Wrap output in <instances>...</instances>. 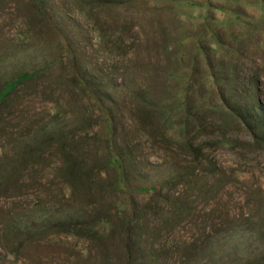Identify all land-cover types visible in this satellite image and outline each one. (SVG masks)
I'll use <instances>...</instances> for the list:
<instances>
[{"label":"rangeland","instance_id":"rangeland-1","mask_svg":"<svg viewBox=\"0 0 264 264\" xmlns=\"http://www.w3.org/2000/svg\"><path fill=\"white\" fill-rule=\"evenodd\" d=\"M23 75L0 100V264H264V0H0V91ZM109 120L138 192L93 172ZM112 205L103 234L39 224Z\"/></svg>","mask_w":264,"mask_h":264},{"label":"trees","instance_id":"trees-1","mask_svg":"<svg viewBox=\"0 0 264 264\" xmlns=\"http://www.w3.org/2000/svg\"><path fill=\"white\" fill-rule=\"evenodd\" d=\"M26 78L27 76L23 75V76H20L18 79H16L14 82L8 83L0 91V100H2L11 91H13L18 84L26 80ZM252 92L256 100L255 108L258 109L255 112H257L258 114L260 113L259 110H261L262 104L260 103V99L258 98L257 91L252 90ZM183 103L182 105H184ZM221 104H222V110L225 112L226 115L231 116V117L237 116V113H236L237 110H235V108L231 107L230 105L226 103H223V101L221 102ZM253 110L255 109L253 108L249 110L248 113L242 110L241 115H242V118H244L245 120H250V121L253 120L252 123L255 125H258L257 124L258 120H256V122L254 121V119L256 118V113ZM169 122L170 121H168V123ZM252 130L254 131V129ZM112 132H113L112 123L109 120L107 122V127H106L107 136L105 139V149L106 150H105L104 158L100 160L98 163H96L97 166H93L92 168L93 172L96 171L97 168L101 166L115 171L116 179L109 182L106 186L102 187L103 190H106V192L108 193L116 192V190H122L120 186H123V185H125V187L128 190L132 188L136 192H138L140 188L134 187L133 185L129 184L128 173L123 167L124 166L123 164L125 163L124 153L127 151L126 146L123 148L122 147L119 148V146H117V143L115 146V137L114 135H112ZM63 167L65 170H69V172H71V175L74 178L78 179L80 182H81V179L85 176V182L83 183V186H85L86 189L88 188L89 193H91V191L95 189L96 185L90 182L89 178H87V172L84 171V169H82V166L78 164L75 158H71L67 162L63 163ZM91 173L92 172L89 171L88 175H90ZM117 208L118 207H116V205H112L111 207H108L107 209L95 215L93 218H90V216L86 212L83 213V211H80V213H77V215H72L71 213L70 215H66L69 212L68 210H66L65 215H63L64 213L56 215L55 218H56V221H58V225H53V226H49L51 222H54V220L51 221L49 214L46 212H41L40 217H39V220H40L39 224L42 227H50V228L67 226V228L69 230L71 229V231L74 233H79V231H77V228L80 227L79 224H85V226L87 227L85 231L86 230L89 232L93 231L94 234H99V233L103 234V232L101 231L102 228L100 227L107 224L110 218H112L113 216H116V212L123 211L121 207H119V209ZM84 214H87V215H84ZM85 216H87V218H85ZM29 222L30 221L26 219L25 220L21 219V222H19L18 225L20 227L25 228L29 225Z\"/></svg>","mask_w":264,"mask_h":264}]
</instances>
